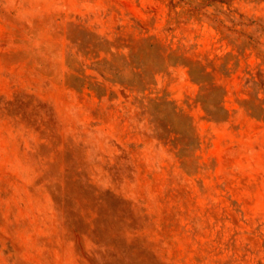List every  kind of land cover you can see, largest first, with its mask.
Returning a JSON list of instances; mask_svg holds the SVG:
<instances>
[{
    "label": "rangeland",
    "instance_id": "obj_1",
    "mask_svg": "<svg viewBox=\"0 0 264 264\" xmlns=\"http://www.w3.org/2000/svg\"><path fill=\"white\" fill-rule=\"evenodd\" d=\"M199 1L0 0V264H264V0Z\"/></svg>",
    "mask_w": 264,
    "mask_h": 264
},
{
    "label": "trees",
    "instance_id": "obj_2",
    "mask_svg": "<svg viewBox=\"0 0 264 264\" xmlns=\"http://www.w3.org/2000/svg\"><path fill=\"white\" fill-rule=\"evenodd\" d=\"M177 5H183V6H188L189 8H192V11H199L202 8V3L199 0H178L176 5L174 4L175 7ZM206 6H209L206 4ZM100 69V68H99ZM98 68H95L94 70L99 72L101 74V69L99 70Z\"/></svg>",
    "mask_w": 264,
    "mask_h": 264
}]
</instances>
